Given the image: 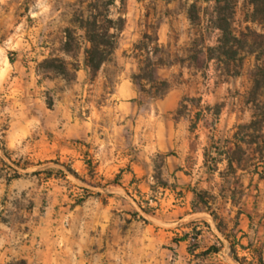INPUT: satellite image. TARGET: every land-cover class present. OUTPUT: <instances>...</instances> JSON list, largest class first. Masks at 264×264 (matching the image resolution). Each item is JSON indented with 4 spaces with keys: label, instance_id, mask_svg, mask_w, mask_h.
<instances>
[{
    "label": "crops",
    "instance_id": "obj_1",
    "mask_svg": "<svg viewBox=\"0 0 264 264\" xmlns=\"http://www.w3.org/2000/svg\"><path fill=\"white\" fill-rule=\"evenodd\" d=\"M44 4L57 10L51 18L58 22L61 9ZM134 4L133 11L124 14L126 27L114 53L123 59L124 68L102 104L94 95L87 96L93 81L83 56L75 80L48 106L49 83L37 73L35 58L55 54V47L66 40L59 27L44 36L47 46L40 52L22 47L8 52L5 57L14 58L7 61L0 54V138L5 150L13 160L58 162L30 164L11 180L13 195L33 207L19 208L23 218L16 223H0V264L18 259L27 264H239L231 233L239 231V239L252 231L250 203L239 210L241 223L231 225L227 233L216 227L210 208L194 206L195 190L210 193L225 177L221 172L227 159H220L211 145L218 139L223 148H233L234 125L250 117L249 103L225 95L227 87L239 85V78L229 76V83L209 89L203 84L200 73L207 71L206 64L212 71L215 60L209 59L207 50L218 43L221 30L216 28L215 40L207 38L203 23L193 24L186 10L177 12V3ZM157 17L159 45L169 48L173 57L184 58L158 69L161 78L179 77L168 92L140 104L135 100L139 89L131 78L142 58L136 44ZM10 19L11 14L4 20ZM32 38L28 31L26 41ZM193 41L200 49L191 60L195 52L188 55L184 47ZM184 97H199L200 102L187 103L186 111L178 115ZM216 103L222 106L215 123L211 111L203 112L191 129L196 112ZM207 151L220 160L211 164ZM62 164L105 186H91L65 174ZM35 171L39 176L33 175ZM85 187L92 194L75 204L73 190ZM222 201L227 212L237 208L231 193ZM202 223L205 227L199 226ZM175 237L183 239L175 242ZM212 245L220 250L202 254Z\"/></svg>",
    "mask_w": 264,
    "mask_h": 264
},
{
    "label": "rangeland",
    "instance_id": "obj_2",
    "mask_svg": "<svg viewBox=\"0 0 264 264\" xmlns=\"http://www.w3.org/2000/svg\"><path fill=\"white\" fill-rule=\"evenodd\" d=\"M97 0H0V54L2 57L6 59L13 60L14 56L5 57L8 52H13L22 47L28 48V50L42 51V47L47 46L45 44L46 38L44 37L51 29H55V27H59V32H64V36L66 37L65 41L58 44L55 48L58 50L54 51L55 54H51L49 56H60L63 57L67 62L69 67L72 68V63L77 61L80 62L81 58L84 56V50L86 47L90 46V43L84 39V30L79 29L77 27L76 17L84 13V17L86 18L89 14V5L94 3ZM100 3H109L108 8L110 10V15L113 18H117L119 16H123L126 21L125 13L132 7L135 6L134 3H146L151 7H155L158 3H177L176 11H184L186 10L187 16L189 20L194 24L198 22H202L205 28V33L207 38L211 39L216 36V27L213 19H215L218 15L217 8L219 6L225 5L224 0H99ZM111 1V2H110ZM44 3H54V8L61 9L58 12V22H52L53 14L57 13V10L52 8H47ZM196 5L193 8L192 5ZM229 12L232 15V27L235 32L240 35L241 33H249L248 36V44L247 46L240 51L239 58L235 61L230 62L231 74H224V64H218L215 59L213 64V70L209 69L208 64L202 63L207 71H203L200 73L203 78L204 86L216 87L221 82H225L229 79V76L239 78L240 83L238 86L227 87L225 91L226 96L230 97H241L243 101L249 103V119L246 117V120L236 123L233 127L234 133L238 130L239 124L249 123L253 118V114L256 110L257 104H264V87H262L258 93L254 96L256 100L252 99V90L255 85L254 80V70L258 63H262L264 59V38L261 37L264 34V26L262 23L258 21H253L251 19V14L253 11V5L250 4L247 0H230L229 1ZM133 11V10H132ZM11 14V19L9 23L5 22V17ZM160 24V18L157 17L152 19L150 25V30L146 33L153 35V37H157V28ZM64 25V26H63ZM126 27V22H125ZM124 27V29H125ZM123 29V30H124ZM69 30L72 31L74 37L77 38V41L73 42L70 51H66L64 49L65 43L68 39ZM122 30V31H123ZM28 31L32 33V40L26 41V34ZM27 32V33H26ZM60 33H57L56 38L60 36ZM15 34L17 36L15 37ZM16 39H15V38ZM144 35L141 41H143ZM158 39V38H157ZM136 44L138 47L139 44ZM121 42V32L119 33L118 42L116 49L120 46ZM158 41L153 40L150 42L149 46L153 47ZM87 44H89L87 46ZM159 45V43H158ZM160 46V45H159ZM214 46V45H212ZM163 50L164 57L166 60L175 61V60H183L184 57L175 56L173 57L169 48L160 46ZM211 47V46H209ZM208 47V49H209ZM115 49V50H116ZM187 51V54H190V51L195 53L190 54L189 58L191 60L194 59L196 52L199 51V42L193 41L189 46L184 47ZM208 55L209 51L207 50ZM115 53V52H114ZM261 53V58L257 61L256 55ZM47 56V57H49ZM46 58V57H45ZM43 58V59H45ZM42 59V60H43ZM38 56L36 54L35 61L37 62V73L41 76L42 80L47 81L49 83L48 90L46 93V102L48 106H52L53 103L57 100V98L61 97V93L65 89V86H69L75 78L73 77L72 70L70 71L69 79H65L61 76H57L54 78H47L42 72L39 71V64L42 60L37 61ZM0 64L2 63V58L0 57ZM124 61L121 58H118L113 54L110 61H108L98 72L97 76L93 81V85L91 88H88L87 96L90 95L89 98L95 96V101L97 104H102L103 100H107L109 98L108 93L113 92L115 90V86L117 81L119 80V76H121V71L124 68ZM140 65V64H139ZM220 69V71H218ZM137 72V71H136ZM235 72V73H234ZM132 76V75H131ZM179 77L176 76L173 80H170L174 83L178 80ZM229 83V81H227ZM90 90H92L90 92ZM196 101L194 103L188 102V104L197 105L200 102L199 97H195ZM147 102V101H146ZM145 102V103H146ZM220 105V103H216L215 105ZM211 106V107H213ZM201 111V115L203 112H213V109L205 111L203 109ZM130 134V133H129ZM214 145H221L219 140L216 139ZM235 147V146H234ZM233 147V148H234ZM243 147L247 149V153L243 154L241 165L244 166L245 169H239L235 175H227L224 178H221L215 188L208 193L207 198L211 204H209L211 209V216L214 219L215 225L219 230H224L227 233V230L230 229L231 225L237 226L238 223H241L240 213L243 209L246 208V205L250 203L253 207V216L249 218L250 227L252 231L249 234L241 235L238 239L239 231L236 233H231L234 236L233 241L236 245V254L235 259H237L239 264H264V177H261L258 171H264V159L260 158L259 152L254 153L255 144L250 147L247 144H243ZM211 151L215 152L216 149L211 147ZM47 162L50 163H58L56 160H48V161H29L23 159H11L10 155L5 150L1 138H0V192L1 187L6 185L5 190L0 195V223L2 222H10L16 223L17 221L22 220V216L17 213L19 208L24 207H33L31 203L25 202L23 197H15L13 195V191L10 188V182L14 178L16 173H19L20 176L24 174L25 169L30 164H45ZM66 168L65 174H70L82 182L87 183L88 185L95 187L105 186L104 183L97 182H89L86 178H82L74 169L66 164H62ZM29 168V167H28ZM39 176V172H33V175ZM60 173H56L58 176ZM64 173H62L63 176ZM19 176V177H20ZM44 176V175H43ZM116 181L112 182L113 185ZM91 190L89 187H85L83 190L74 189L73 191L77 192V198L87 197L91 195ZM228 193H231L232 204L237 208L233 209V212H227L223 208L222 199L227 197ZM130 194V192H129ZM131 194H136L134 191H131ZM75 200V202H76ZM45 203V200L43 199ZM41 203L42 206L44 203ZM242 209L241 211H239ZM206 224L202 223L199 226L205 227ZM232 229V228H231ZM199 231H194V233ZM230 234V233H228ZM252 244V245H251ZM250 247L249 250L244 249L243 247ZM27 261L25 259L18 260H10L7 264H23L21 261Z\"/></svg>",
    "mask_w": 264,
    "mask_h": 264
},
{
    "label": "trees",
    "instance_id": "obj_3",
    "mask_svg": "<svg viewBox=\"0 0 264 264\" xmlns=\"http://www.w3.org/2000/svg\"><path fill=\"white\" fill-rule=\"evenodd\" d=\"M225 5L219 6L217 8L218 15L212 20L214 25L221 30V35L219 37L218 43L214 46L209 47V59L214 58L217 60L218 64H224L223 72L225 74H231L230 62L235 61L239 58L240 51L244 49L248 44L249 33H241L238 35L232 27V13L229 12L230 0H224ZM253 5V11L251 14V19L253 21H258L264 26V0H247ZM111 2V1H110ZM109 3H100L99 0L91 3L89 7V14L85 18L82 12L76 17L77 27L84 30V39L90 43V46L86 47L84 50V61L89 70L90 79L94 80L100 69L112 58L115 49L117 47L119 33L125 27V18L119 16L113 18L110 15V10L108 8ZM193 8L196 5H192ZM264 38V34L261 35ZM153 40L157 41V37L145 33L144 39L139 44L138 48L142 54L140 60V65L137 72L133 73L131 78L133 82L137 85L139 89L140 96L135 99L140 104H144L146 101L155 100L157 98L163 97L170 89L172 82L168 79L161 78L158 75V69L162 66L171 65L173 62L166 60L162 48L155 44V46L150 47L149 44ZM77 41L74 37L72 31L69 30L68 39L65 43L64 49L70 51L73 42ZM261 58V53L256 55L257 61ZM79 63L77 61L72 63V68L69 67L68 62L60 56H49L43 59L39 64V71L42 72L47 78H54L61 76L65 79H69L70 71L73 72V77H76V71L78 69ZM235 73V72H234ZM254 80L255 85L252 90V99L256 100L257 96H254L258 91L264 87V59L262 63H258L254 70ZM71 76V75H70ZM196 101L195 97H184L181 101V105L177 111L178 115L183 114L187 109V103ZM207 110L213 109V121L214 124L218 118L221 108L220 105H215L213 107L206 106ZM201 117V111H197L193 122L191 124V129L195 127L197 120ZM235 147L234 148H223L221 145L215 146L214 143L211 147L216 149L217 154L224 156L227 159V167L221 172L223 176L235 175L237 171L245 169L242 167V157L244 153H247V149L243 147V144H247L249 147L255 144L254 153L259 152L260 158L264 159V104L256 105V110L253 114V118L249 123L239 124L238 130L233 135ZM208 151L206 155H208ZM218 155L213 157L209 154V160L212 163H216L218 160ZM211 169H215L211 165ZM261 177H264V171H258ZM20 174L16 173L14 177H19ZM197 195V204H194L197 208H204L209 206V200L207 198L208 191L195 190ZM86 197H80L76 200L75 204H81L84 202ZM201 204V207L198 204ZM196 233L192 234V238H195ZM183 238L175 237L173 241L177 242ZM220 247L217 245H212L208 249L204 250L202 254H207L211 251L218 252ZM23 264L26 262L21 261Z\"/></svg>",
    "mask_w": 264,
    "mask_h": 264
}]
</instances>
